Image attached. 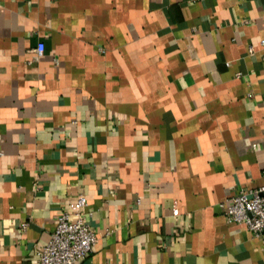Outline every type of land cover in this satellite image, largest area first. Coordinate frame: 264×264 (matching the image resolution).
<instances>
[{"label": "crops", "instance_id": "crops-1", "mask_svg": "<svg viewBox=\"0 0 264 264\" xmlns=\"http://www.w3.org/2000/svg\"><path fill=\"white\" fill-rule=\"evenodd\" d=\"M261 185L264 0H0V264L79 195L75 264H264L219 207Z\"/></svg>", "mask_w": 264, "mask_h": 264}, {"label": "built area", "instance_id": "built-area-1", "mask_svg": "<svg viewBox=\"0 0 264 264\" xmlns=\"http://www.w3.org/2000/svg\"><path fill=\"white\" fill-rule=\"evenodd\" d=\"M43 50L44 44L38 42L35 53L41 55ZM86 206L85 196L79 195L72 215L67 210L58 213L53 231L37 251L38 264H75L89 255L97 238L85 219ZM219 207L229 221L244 224L255 236L264 233V185L240 189Z\"/></svg>", "mask_w": 264, "mask_h": 264}]
</instances>
